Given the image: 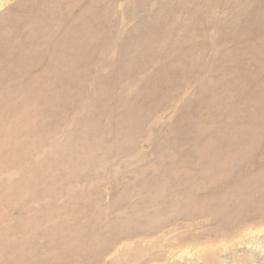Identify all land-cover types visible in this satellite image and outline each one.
Listing matches in <instances>:
<instances>
[{"label":"rangeland","instance_id":"374dc122","mask_svg":"<svg viewBox=\"0 0 264 264\" xmlns=\"http://www.w3.org/2000/svg\"><path fill=\"white\" fill-rule=\"evenodd\" d=\"M1 2L0 264H264V0Z\"/></svg>","mask_w":264,"mask_h":264},{"label":"bare ground","instance_id":"6f19581e","mask_svg":"<svg viewBox=\"0 0 264 264\" xmlns=\"http://www.w3.org/2000/svg\"><path fill=\"white\" fill-rule=\"evenodd\" d=\"M2 0H0V6L2 5ZM5 0H3L4 2ZM258 124V123H257ZM227 188V187H226ZM198 191V190H197ZM204 191V190H202ZM206 192V191H205ZM196 193V192H195ZM201 193V191H200ZM215 193V192H214ZM202 194V193H201ZM261 196V195H260ZM229 204V203H228ZM233 204V203H232ZM235 205V204H233ZM243 215V214H242ZM242 217V216H241ZM264 235V224L258 225L256 226H248L242 230H238L234 233V235L232 236L231 239L225 240L223 243L221 242V245H223L224 247H228L229 246V241L231 240L232 246H238L241 244H243L246 248L251 249L253 245H255V247L253 248V250H256V247H258L260 245V242H258V239L261 235ZM173 236V235H172ZM174 237V245L176 246L175 248H172L171 250H175L174 255L178 256L179 259H183L184 262L185 261H189L191 259V256L193 255V253H195L194 251H192L191 248H189V246L185 243H181V238L179 236H173ZM177 242V243H176ZM180 242V243H179ZM220 245V246H221ZM231 245V244H230ZM221 246V247H223ZM153 248V247H152ZM229 248V247H228ZM231 248V247H230ZM235 249V248H234ZM259 250V249H258ZM263 251V250H262ZM173 253V252H172ZM159 254V253H158ZM157 253H152L151 256L149 257V259H152L153 257L158 256ZM146 259V258H145ZM239 261V260H237ZM240 262V261H239ZM246 262H248L249 264L255 263V260L253 258V256L251 255L248 256V258H246ZM178 264H182V263H178ZM240 264V263H239Z\"/></svg>","mask_w":264,"mask_h":264}]
</instances>
